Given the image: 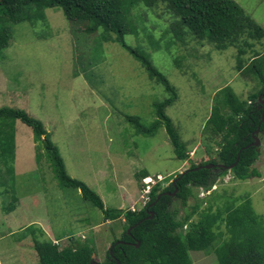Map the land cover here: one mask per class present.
Masks as SVG:
<instances>
[{
	"label": "rangeland",
	"instance_id": "1",
	"mask_svg": "<svg viewBox=\"0 0 264 264\" xmlns=\"http://www.w3.org/2000/svg\"><path fill=\"white\" fill-rule=\"evenodd\" d=\"M234 1L264 29V0ZM133 13L137 35L127 34L124 40L145 51L175 89L177 97L165 112L187 147L186 160L175 157L162 123L154 135H144L126 119L137 116L139 123L150 126L158 118L154 104L170 97L165 86L149 79L118 43L103 41L100 32L85 34L60 9L45 10V20L35 24H15L10 46L0 56V107L23 109L40 120L67 174L95 191L104 208L123 211L143 207L141 171L153 179L159 175L164 188L192 164L215 158L217 139L205 131L215 93L230 86L245 99L256 84L236 70L234 47L219 51L205 41L176 40L164 4L141 5ZM256 46L264 51V40ZM5 130L14 138L15 159L13 177L0 165V264H39L35 244L46 240L60 249L72 242L73 247L90 245L102 264L112 242H120L124 217L106 219L80 190L60 187L43 149L36 159L30 127L17 120L7 122ZM257 138V176L238 180L230 171L223 175L221 168L213 169L211 190L220 196L213 210L223 208L227 198L234 207L249 199L264 218V134ZM210 193L196 189L197 197L189 198L187 206ZM174 202L171 208L178 207L180 217L184 208ZM221 228L226 230L224 223ZM190 256L193 264H216L213 252Z\"/></svg>",
	"mask_w": 264,
	"mask_h": 264
},
{
	"label": "trees",
	"instance_id": "2",
	"mask_svg": "<svg viewBox=\"0 0 264 264\" xmlns=\"http://www.w3.org/2000/svg\"><path fill=\"white\" fill-rule=\"evenodd\" d=\"M158 3L164 4L172 16L169 30L176 40L181 43L188 38L205 41L219 51L234 47L236 70L256 83L254 91L245 99L239 98L230 86L215 93L214 105L205 124L206 133L217 139L215 158L192 164L179 173L174 179L175 186L171 183L161 188V182L155 184L149 193V201L138 211L106 209L95 191L67 174L58 148L43 123L23 109L3 106L0 107V165L13 177L15 141L5 130V125L19 120L31 128L36 144L35 157L39 160L41 150H44L60 187L80 190L82 197L100 209L106 219L123 216L126 225L119 240L129 244L113 241L112 255L108 250L102 264H112V256L121 264H193L190 252H213L216 264H264V218L254 212L249 199L234 207L233 200L227 198L223 208L213 210L212 203L220 197L211 190L216 175L213 168L203 167L208 164L229 167L237 161L230 170L235 179L247 180L258 175L253 164L261 152L253 143L255 137L264 134V51L256 45L262 44L264 29L234 0H0V56L10 46L15 24H35L45 20V10L60 9L65 18L72 25L81 26L85 34L100 32L103 41L118 43L140 63L149 79L165 86L170 97L154 104L158 118L150 126L139 123L137 116L126 119L135 126L136 133L144 135H154L162 123L175 157L186 160L189 157L187 147L165 112L177 97L175 89L155 68L145 51L130 47L124 40L127 34L137 35L133 11L141 5L152 8ZM198 166L201 168L195 170ZM147 176L150 175L143 170L138 179ZM175 187L178 192L174 197L166 194L173 192ZM196 189L211 193L187 206L189 198L197 197ZM174 200L184 208L180 217L179 208L174 205L171 208ZM205 202L207 206L200 210ZM147 210L153 212L152 218L148 217ZM194 215H197L196 219H193ZM223 223L226 230L221 228ZM137 241L139 247L135 245ZM73 244L60 249L51 240L36 243L39 264H92L93 260L97 261L92 246L78 244L73 247Z\"/></svg>",
	"mask_w": 264,
	"mask_h": 264
},
{
	"label": "water",
	"instance_id": "3",
	"mask_svg": "<svg viewBox=\"0 0 264 264\" xmlns=\"http://www.w3.org/2000/svg\"><path fill=\"white\" fill-rule=\"evenodd\" d=\"M261 99V96H259V100ZM262 117H263V114H262ZM258 130H259V127H258V129L256 130V133H258ZM253 145H255V146H259V139L257 138V137H255V143H253ZM236 163H237V161L233 164V165H231V166H229V167H224V166H219L221 169H222V171L224 172V171H230L235 165H236ZM203 167H205V168H207V169H211V168H213V167H215V165L214 164H208V165H205V166H203ZM201 168V166H198V167H196L195 168V170H197V169H200ZM172 184L175 186L176 185V182H175V180L172 182ZM177 192H178V188L177 187H175V189H174V191L173 192H167L166 194L167 195H169V196H171V197H174L176 194H177ZM159 198V197H158ZM157 198V199H158ZM151 214L150 215H152V213L153 212H150ZM131 229H132V227H130V228H128V230H127V233L128 234H130V231H131ZM118 243H123V242H118ZM135 245H136V247H139L140 246V242L139 241H137L136 243H135ZM110 255H112V250L110 249ZM92 264H100L99 262H96V261H93L92 262ZM115 264H121L120 263V261L118 260V259H116L115 260Z\"/></svg>",
	"mask_w": 264,
	"mask_h": 264
},
{
	"label": "built area",
	"instance_id": "4",
	"mask_svg": "<svg viewBox=\"0 0 264 264\" xmlns=\"http://www.w3.org/2000/svg\"><path fill=\"white\" fill-rule=\"evenodd\" d=\"M147 176L142 179L143 181V187L142 190H140V197L139 201H141L142 205L145 206L147 202L149 201V193L152 189V187L157 184L158 182L162 181L161 177L157 175L156 177Z\"/></svg>",
	"mask_w": 264,
	"mask_h": 264
},
{
	"label": "flooded vegetation",
	"instance_id": "5",
	"mask_svg": "<svg viewBox=\"0 0 264 264\" xmlns=\"http://www.w3.org/2000/svg\"><path fill=\"white\" fill-rule=\"evenodd\" d=\"M221 164H215V167H213V169L214 170H216V168H219L220 169V166ZM222 166V165H221ZM147 212V214H148V217L149 218H152L153 217V213H152V215H150L151 213L150 212H152V211H150V210H147L146 211ZM120 241H122V240H120ZM123 243H121V244H124V243H127V244H129V242H124V241H122ZM131 244V243H130ZM117 258L115 257V256H112V258L110 259V261H113V263L112 264H115V260H116Z\"/></svg>",
	"mask_w": 264,
	"mask_h": 264
},
{
	"label": "clouds",
	"instance_id": "6",
	"mask_svg": "<svg viewBox=\"0 0 264 264\" xmlns=\"http://www.w3.org/2000/svg\"><path fill=\"white\" fill-rule=\"evenodd\" d=\"M161 182V181H160Z\"/></svg>",
	"mask_w": 264,
	"mask_h": 264
}]
</instances>
